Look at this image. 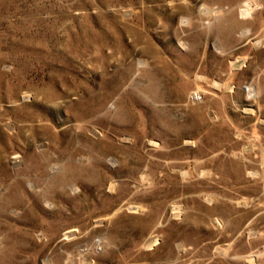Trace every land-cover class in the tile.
Here are the masks:
<instances>
[{
    "label": "rangeland",
    "instance_id": "obj_1",
    "mask_svg": "<svg viewBox=\"0 0 264 264\" xmlns=\"http://www.w3.org/2000/svg\"><path fill=\"white\" fill-rule=\"evenodd\" d=\"M0 264H264V0H0Z\"/></svg>",
    "mask_w": 264,
    "mask_h": 264
},
{
    "label": "bare ground",
    "instance_id": "obj_2",
    "mask_svg": "<svg viewBox=\"0 0 264 264\" xmlns=\"http://www.w3.org/2000/svg\"><path fill=\"white\" fill-rule=\"evenodd\" d=\"M248 2V1H247ZM247 5V4H246Z\"/></svg>",
    "mask_w": 264,
    "mask_h": 264
}]
</instances>
